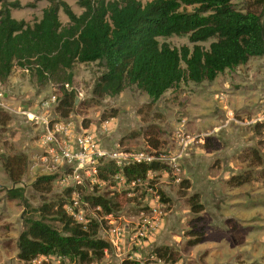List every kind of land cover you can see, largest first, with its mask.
<instances>
[{
    "label": "rangeland",
    "instance_id": "1",
    "mask_svg": "<svg viewBox=\"0 0 264 264\" xmlns=\"http://www.w3.org/2000/svg\"><path fill=\"white\" fill-rule=\"evenodd\" d=\"M18 1L22 5L10 13L26 21L39 17L47 3ZM65 1L75 13L82 10L75 0ZM232 2L243 10H260L255 0ZM58 16L67 21L61 10ZM159 39L190 45L186 34ZM101 69L95 61L73 64L66 90L73 91L74 103L65 116L55 110L59 83L39 82L17 65L0 80V89L9 92L4 98L9 109H0V264H36L15 254L26 218L38 216L42 200L61 197L67 202L76 193L89 204L85 222L96 223L95 236L108 246L98 260L50 257L38 264H264V56H251L211 80H181L155 99L132 84L114 95L95 96L91 88ZM51 92L55 103L43 108L46 114L54 111L51 119L91 130L106 148L142 150L158 166L143 177L116 180L112 173L118 168L104 157L98 165L104 176L85 179L80 188L67 176L66 162L54 160L40 143L42 122L15 111L21 106L39 113L37 102ZM148 125L156 147L140 133ZM20 152L26 164L19 181L12 182L3 159ZM237 173L246 179L237 182L232 177ZM39 174L53 176L49 190L32 187ZM17 186L21 195L8 196L7 189ZM94 194L111 199L109 212L89 201L87 196ZM191 201L198 210L191 209ZM45 219L60 228L61 221ZM156 246L163 247L168 260L153 253Z\"/></svg>",
    "mask_w": 264,
    "mask_h": 264
},
{
    "label": "trees",
    "instance_id": "2",
    "mask_svg": "<svg viewBox=\"0 0 264 264\" xmlns=\"http://www.w3.org/2000/svg\"><path fill=\"white\" fill-rule=\"evenodd\" d=\"M255 1L259 11L237 8L232 0H75L82 7L75 13L65 0H47L39 17L26 21L10 13L11 8L22 5L18 0H0V80L17 65L39 82L59 83L61 94L55 110L65 116L74 95L63 83L71 82L73 64L95 61L102 68L91 88L95 96L114 95L132 84L155 99L181 80H211L251 56H264V0ZM59 10L67 18L65 23L59 19ZM171 34H186L190 45L174 46L159 39ZM151 128L148 125L140 133L156 147L158 141ZM25 164L26 155L21 152L3 159L12 182L19 181ZM157 166L155 160L130 162L122 172L127 178L143 177L147 169ZM98 173V177L104 176ZM232 177L237 182L246 179L241 173ZM52 178L39 174L31 185L47 191ZM21 192L18 186L6 191L11 197ZM87 197L100 204L102 211L111 210L110 198L99 194ZM64 202L61 197L42 200L36 207L38 216L26 218L16 238L17 258L57 254L89 262L102 256L108 242L95 236L96 223L75 221L65 213ZM191 207L198 210L194 201ZM45 217L61 221L60 228ZM162 248L156 246L152 251L168 260Z\"/></svg>",
    "mask_w": 264,
    "mask_h": 264
},
{
    "label": "built area",
    "instance_id": "3",
    "mask_svg": "<svg viewBox=\"0 0 264 264\" xmlns=\"http://www.w3.org/2000/svg\"><path fill=\"white\" fill-rule=\"evenodd\" d=\"M25 69V68H24ZM26 70V69H25ZM67 87V83H63ZM5 92L0 89V109H9L4 99ZM56 95L51 92L44 99L41 100V106L47 107L49 103H55ZM15 111L25 115H31L34 121H41L43 130L40 133V143L46 147L47 152H50L53 159L67 164V176L80 188L85 179L90 181L98 180L100 159L104 157L110 158L113 164L118 168L112 174L116 180H122L125 175L122 172V167L130 162H139L150 160L151 156L142 151H129L126 149L111 147L106 148L102 146L94 132L84 129H78L70 120L67 119H51L54 116V111L49 114L47 109L39 113L29 111L28 109L18 106ZM98 177V178H97ZM99 209V204H93ZM89 204L79 195L73 194L69 197L67 202L63 203V209L75 221L84 223L89 220L85 217L84 210L88 208ZM86 223V222H85ZM117 228V227H116ZM120 233V229L117 228ZM53 257L54 259L63 258L57 254H39L31 258V261L40 263L41 260H47Z\"/></svg>",
    "mask_w": 264,
    "mask_h": 264
},
{
    "label": "crops",
    "instance_id": "4",
    "mask_svg": "<svg viewBox=\"0 0 264 264\" xmlns=\"http://www.w3.org/2000/svg\"><path fill=\"white\" fill-rule=\"evenodd\" d=\"M13 17H14V16H13ZM14 67H15V66H13V68H14ZM18 67H19V66H18ZM13 68H12V70H13ZM19 68H20V69H24V68H21V67H19ZM12 70H11V72H12ZM10 74H11V73H9V75H10ZM9 75H8L7 77H9ZM4 91H5V94H6V97H7V95L9 94V92H8V90H4ZM6 91H7V92H6ZM20 105H21V104H20ZM26 107H27V106H26ZM27 108H29V107H27ZM36 109H37V111H38V110H39V111H42V112L44 111L43 107H42L41 104L38 103V102H37V108H36ZM101 142H102V141H101ZM101 142H100V143H101ZM101 145L104 146L103 143H101ZM15 254H16V253H15Z\"/></svg>",
    "mask_w": 264,
    "mask_h": 264
}]
</instances>
